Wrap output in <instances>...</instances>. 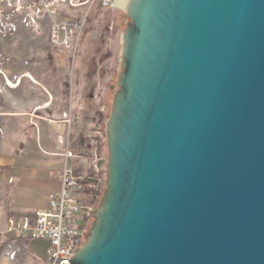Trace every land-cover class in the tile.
Segmentation results:
<instances>
[{
    "label": "water",
    "instance_id": "water-1",
    "mask_svg": "<svg viewBox=\"0 0 264 264\" xmlns=\"http://www.w3.org/2000/svg\"><path fill=\"white\" fill-rule=\"evenodd\" d=\"M107 188L72 264H264V0H133Z\"/></svg>",
    "mask_w": 264,
    "mask_h": 264
},
{
    "label": "rangeland",
    "instance_id": "rangeland-1",
    "mask_svg": "<svg viewBox=\"0 0 264 264\" xmlns=\"http://www.w3.org/2000/svg\"><path fill=\"white\" fill-rule=\"evenodd\" d=\"M30 1L38 0H19V4L29 5ZM80 3L75 7L59 5L52 17L39 22V32L28 24L24 10L14 15L11 33L5 36L0 33V232L6 230L10 218L28 215L17 213L12 206L16 189L14 168L29 163L28 157L42 153V126L53 131L56 123L65 122L66 114L72 123L67 124L70 127L80 121L87 110L95 113L100 129L92 156L96 150L100 170H104L97 179L90 175L87 188L97 189L100 179L102 195L97 204L93 203L95 192L82 198L96 210L107 188V123L121 91L123 38L132 22L122 8H104L100 2L92 4L89 0H80ZM55 23L77 27L68 46H53L51 37ZM63 39L64 34H61V41ZM7 79L13 83L21 80L20 87H8ZM79 99L82 112L76 106ZM48 102L50 106L45 107ZM44 201V197H39L35 200L37 203L24 204L21 209L30 212ZM94 223L93 213L87 222L86 235L90 234ZM85 243L87 238L79 250ZM48 249L43 241L11 240L0 247V264H45Z\"/></svg>",
    "mask_w": 264,
    "mask_h": 264
},
{
    "label": "built area",
    "instance_id": "built-area-1",
    "mask_svg": "<svg viewBox=\"0 0 264 264\" xmlns=\"http://www.w3.org/2000/svg\"><path fill=\"white\" fill-rule=\"evenodd\" d=\"M92 4L100 2L104 8H113L116 0H89ZM80 5V0H38L30 1L29 5H21L16 0H0V33L7 35L12 32L11 23L16 13L25 11L24 17L28 24L40 31L39 22L46 17H52L59 5ZM76 26L55 23L52 28V44L69 45L70 37ZM61 34L64 39L61 41ZM67 124H72L68 114L65 115ZM66 157L73 158L72 153ZM100 158L95 150L92 156V168L99 175ZM59 179L62 190L58 195L49 198L48 207L31 215L10 218L5 231L0 232V247L11 240L43 241L49 245L48 257L45 264H72V259L79 250L85 235L87 222L95 209L82 198L80 179L71 169L64 168Z\"/></svg>",
    "mask_w": 264,
    "mask_h": 264
},
{
    "label": "crops",
    "instance_id": "crops-1",
    "mask_svg": "<svg viewBox=\"0 0 264 264\" xmlns=\"http://www.w3.org/2000/svg\"><path fill=\"white\" fill-rule=\"evenodd\" d=\"M49 105L48 102L45 107H49ZM76 106L82 112L83 105L80 99ZM96 119V114L87 110L85 116L83 115L80 121L70 127L63 120L52 127L53 131L42 126L40 137L42 153L28 157L31 159L29 163L24 166L18 165L13 171L16 189L12 206L17 213L31 215L36 211L46 209L49 198L58 195L62 190L59 174L64 168L71 169L73 174L80 179L82 196H87L83 191V184L89 183L90 175L97 179L104 170L102 168L99 175L92 171V148L100 135ZM67 153H72L73 158L68 159ZM101 185L102 180H97L98 189ZM39 197L45 198L46 201L43 202V205H39L38 209H33L30 212H23L21 208L24 204L35 202Z\"/></svg>",
    "mask_w": 264,
    "mask_h": 264
},
{
    "label": "bare ground",
    "instance_id": "bare-ground-1",
    "mask_svg": "<svg viewBox=\"0 0 264 264\" xmlns=\"http://www.w3.org/2000/svg\"><path fill=\"white\" fill-rule=\"evenodd\" d=\"M131 2H133V0H116L115 4L113 6V9L116 8V7L117 8H122V9H124V11H125L126 14L127 13H130V11H131V5H132ZM20 85H21V80L13 83L9 79H7V86L10 87V88L17 89L18 87H20ZM38 109H42V108L39 107Z\"/></svg>",
    "mask_w": 264,
    "mask_h": 264
},
{
    "label": "trees",
    "instance_id": "trees-1",
    "mask_svg": "<svg viewBox=\"0 0 264 264\" xmlns=\"http://www.w3.org/2000/svg\"><path fill=\"white\" fill-rule=\"evenodd\" d=\"M88 187V183H85V184H83V191H84V193L85 194H89V193H93V192H95V199L93 200V203L94 204H97V199H98V197H100L101 195H102V193H101V191H99V189L97 188V189H92V190H90L89 188H87ZM95 190V191H94Z\"/></svg>",
    "mask_w": 264,
    "mask_h": 264
}]
</instances>
